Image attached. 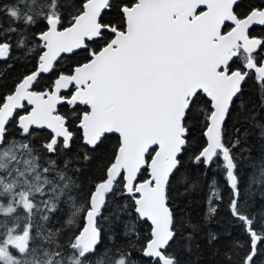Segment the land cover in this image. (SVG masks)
<instances>
[{"label":"snow or ice","instance_id":"snow-or-ice-1","mask_svg":"<svg viewBox=\"0 0 264 264\" xmlns=\"http://www.w3.org/2000/svg\"><path fill=\"white\" fill-rule=\"evenodd\" d=\"M0 264H264V0H0Z\"/></svg>","mask_w":264,"mask_h":264}]
</instances>
